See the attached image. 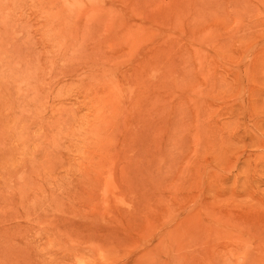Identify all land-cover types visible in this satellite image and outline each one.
Segmentation results:
<instances>
[{"label": "rangeland", "instance_id": "374dc122", "mask_svg": "<svg viewBox=\"0 0 264 264\" xmlns=\"http://www.w3.org/2000/svg\"><path fill=\"white\" fill-rule=\"evenodd\" d=\"M0 264H264V0H0Z\"/></svg>", "mask_w": 264, "mask_h": 264}]
</instances>
